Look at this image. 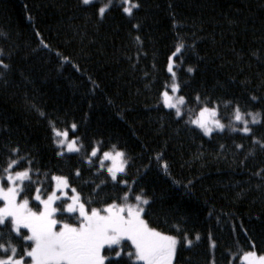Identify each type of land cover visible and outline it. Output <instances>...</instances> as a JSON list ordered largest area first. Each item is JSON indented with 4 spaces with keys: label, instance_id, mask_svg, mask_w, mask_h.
Instances as JSON below:
<instances>
[{
    "label": "trees",
    "instance_id": "1",
    "mask_svg": "<svg viewBox=\"0 0 264 264\" xmlns=\"http://www.w3.org/2000/svg\"><path fill=\"white\" fill-rule=\"evenodd\" d=\"M106 2L0 0V59L9 65L0 68V166L18 146L34 159L41 174L33 179L44 180L48 191L51 175H64L93 206L111 202L126 188L98 171V161L57 155L49 122L61 130L76 123L86 150L103 141L102 151L111 144L125 151L127 174L118 176L150 197L151 225L192 239L177 246L174 264H241L242 250L264 254V180L255 175L264 169V150L243 133L226 128L204 136L186 123L187 109L198 111L197 93L220 102L225 124L231 108L224 101L264 109V0H131L140 5L132 16L114 0L100 20L95 13ZM181 41L188 47L174 58L175 70L188 103L177 118L160 93L171 80L168 57ZM189 66L196 71L187 73ZM252 127L264 141V123Z\"/></svg>",
    "mask_w": 264,
    "mask_h": 264
},
{
    "label": "snow or ice",
    "instance_id": "2",
    "mask_svg": "<svg viewBox=\"0 0 264 264\" xmlns=\"http://www.w3.org/2000/svg\"><path fill=\"white\" fill-rule=\"evenodd\" d=\"M81 3L95 6V0H81ZM113 6L114 0H107L97 8L95 15L103 20ZM139 7V3L132 4L131 0H122L121 3L122 12L128 16H132L134 8ZM134 27L139 28V25ZM135 40L140 41V37L136 36ZM186 47L181 41L169 55L167 72L171 80L160 93L163 107L173 109L177 118L183 117L188 101L184 95H179L181 82L177 77L174 58L182 57ZM252 55L256 56L257 53L253 52ZM63 59L68 60L67 57ZM0 68L8 70L9 65L0 59ZM186 71L191 74L196 69L189 66ZM2 75L4 71H0ZM194 100L198 111L196 108L187 109V124L200 129L204 136H211L214 131L222 132L226 128L243 133L252 137L253 144L264 150V141L252 135V126L264 123V109L247 111L239 101H224V107L231 108L228 123L225 124L222 122L220 102L211 101L207 96L202 98L199 93ZM250 100L259 102L254 95ZM40 115L45 114L41 111ZM49 123L58 156L78 153L84 155L90 165L98 161L97 170L106 169L113 184L123 185L126 190H122V194L111 199V202L104 201L100 206H93L97 202L91 198L83 199L81 193L71 186L67 176L52 174L51 181L54 183L51 191H48L43 187L44 180L33 179L34 175L41 174L38 168L33 167L34 159L22 155L18 146L12 148L6 163L0 166V264H173L177 246L182 240L188 246L193 244L186 232L182 238L168 234L152 226L146 219V206L152 202L150 197L142 187L136 190L135 180L129 183L123 176H118L127 174L128 160L124 150L111 144L102 151L103 141H96L88 151L82 139L75 135L78 130L76 123L63 130L56 127L54 122ZM69 130L72 132L71 138ZM155 159L168 175L169 165L163 154L157 153ZM106 161L110 163L106 164ZM25 162L27 166L21 167ZM43 175L47 179L48 173ZM75 175L79 177V169ZM255 175L264 180V169ZM179 183L173 180V184ZM190 184L191 181L184 188L187 190ZM69 189L71 195L67 191ZM174 227L180 232L179 225ZM195 238L199 240V234ZM212 247H215L214 241ZM240 260L241 264H264V254L242 250Z\"/></svg>",
    "mask_w": 264,
    "mask_h": 264
},
{
    "label": "rangeland",
    "instance_id": "3",
    "mask_svg": "<svg viewBox=\"0 0 264 264\" xmlns=\"http://www.w3.org/2000/svg\"><path fill=\"white\" fill-rule=\"evenodd\" d=\"M172 110H173V109H172ZM173 111H174V110H173ZM249 119H250V118H249ZM199 130H200V129H199ZM200 131H201V130H200ZM201 132H202V131H201ZM214 132H217V131H214ZM202 133H203V132H202ZM105 163L108 164V163H110V162H107V161H106ZM118 175H120V174H118ZM67 191L69 192V195H71V191H70V189L67 190ZM0 204H2V202H0ZM173 264H174V261H173Z\"/></svg>",
    "mask_w": 264,
    "mask_h": 264
}]
</instances>
